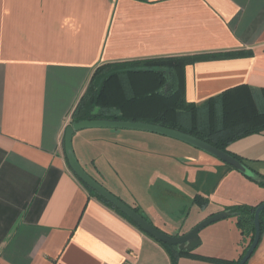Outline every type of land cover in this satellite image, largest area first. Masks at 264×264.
Returning a JSON list of instances; mask_svg holds the SVG:
<instances>
[{"label":"crops","instance_id":"crops-1","mask_svg":"<svg viewBox=\"0 0 264 264\" xmlns=\"http://www.w3.org/2000/svg\"><path fill=\"white\" fill-rule=\"evenodd\" d=\"M235 52L251 55L184 67L183 95L195 105L236 87L256 97L264 89V0H0V264H155L159 258L170 264L160 244L74 176L64 131L101 66ZM115 132L124 150L146 138L140 131ZM227 150L264 176V131ZM192 157L191 180L211 160L199 150ZM224 165L227 175L250 185ZM255 185L247 205L264 200ZM191 194L210 201L192 207L190 223L160 224L167 234H183L236 205L213 202L198 188ZM234 252L228 260L238 257L239 245ZM246 264H264V229Z\"/></svg>","mask_w":264,"mask_h":264},{"label":"trees","instance_id":"trees-1","mask_svg":"<svg viewBox=\"0 0 264 264\" xmlns=\"http://www.w3.org/2000/svg\"><path fill=\"white\" fill-rule=\"evenodd\" d=\"M250 55L251 52L202 54L101 66L116 70L102 78L100 82L97 80L100 78L98 74H101L99 73L101 67L96 70L72 112L71 122L104 118L159 124L190 134L230 154L247 166L243 158L230 153L227 148L235 141L264 131V89L256 97L248 88L236 87L217 97L210 98L200 105H195L187 102L184 98L183 71L186 65L197 61ZM143 63L156 65L155 68L147 70L139 68L138 70L136 67ZM136 64L139 65L135 66ZM131 66H133L132 69ZM117 70L121 72L117 73ZM226 166L230 170L233 169L229 165ZM249 169L259 175L261 181L255 183L244 177L264 189V176L251 168ZM78 181L100 202L136 226L96 192L79 179ZM192 203L203 208L208 205L209 200L195 194ZM260 203L256 205L237 204L224 208V211L236 217L235 225L240 235L238 241L240 253L235 260L202 256L193 253V251H180L176 246L156 242L166 251L171 264H177L181 257L208 261L212 264H237L254 237V212ZM131 208L145 218L140 208ZM259 228L261 238L264 229V210L259 216Z\"/></svg>","mask_w":264,"mask_h":264},{"label":"rangeland","instance_id":"rangeland-1","mask_svg":"<svg viewBox=\"0 0 264 264\" xmlns=\"http://www.w3.org/2000/svg\"><path fill=\"white\" fill-rule=\"evenodd\" d=\"M137 65L139 64L135 66ZM155 65L143 63L136 68L147 70L155 68ZM100 69L98 82L116 70L106 67ZM111 132L113 131L110 129H85L76 132L72 143L76 158L88 175L117 198L130 203L131 207L143 210L142 214L145 219L164 233H167L165 232L167 228L164 227L166 224H174L178 228L183 222L190 223L193 220L191 216L194 209L192 207L197 205L192 203L191 193L196 188L205 191V195H210V199L216 203L236 202L237 205V203L244 202L247 205L252 201L254 189L251 186L255 184L251 185L253 183L248 179L238 175L242 180L250 182L248 183L250 185H243L237 177L227 175V171L221 167L223 163H219L218 159L212 156L209 157L211 160L200 164L203 170L198 172L202 174H197L196 178L193 175L192 181L190 174L196 171L191 169L195 164H190L191 160H195L192 156L197 149L194 147L145 132L146 138L143 144L133 148L132 144L128 143L124 150V145L119 143L121 137L115 130L114 134ZM163 167L167 168L168 174L166 175L171 176L167 182L163 179L165 176ZM116 188L119 191H116ZM122 189L125 196L120 194ZM235 223L236 217L231 215L207 225L199 231L200 245L193 250V253L233 259L234 251L240 240ZM160 224L164 225L163 228ZM155 264L163 263L159 258ZM177 264L212 263L181 257Z\"/></svg>","mask_w":264,"mask_h":264},{"label":"water","instance_id":"water-1","mask_svg":"<svg viewBox=\"0 0 264 264\" xmlns=\"http://www.w3.org/2000/svg\"><path fill=\"white\" fill-rule=\"evenodd\" d=\"M85 129H110V130H129L152 133L160 136H164L170 139L180 141L195 149L212 156L219 161L229 165L242 176L250 179L251 181L258 183L261 181V177L252 172L247 166L242 164L239 160L231 156L230 154L215 148L214 146L181 131L163 127L159 124H150L142 121H122L117 119H94V120H82L78 122H71L64 131L63 137V151L67 164L72 173L87 187L96 192L105 201L110 203L115 209L120 211L124 216L131 220L137 228L152 238L154 241L176 246L180 251L192 252L200 245V239L198 233L207 225L224 219L231 214L227 211H221L216 214L210 215L204 220L198 222L189 231L180 235H170L162 232L159 228L149 223L145 218L138 214L134 209L127 205L124 201L117 198L90 175H88L78 159L75 156L72 139L76 132ZM264 210V200L257 206L254 212V237L246 252L237 264H245L256 249L260 239L259 228V216Z\"/></svg>","mask_w":264,"mask_h":264}]
</instances>
